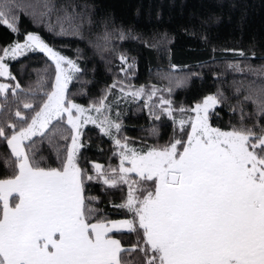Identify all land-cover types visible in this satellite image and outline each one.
Returning <instances> with one entry per match:
<instances>
[{
	"label": "snow or ice",
	"instance_id": "obj_1",
	"mask_svg": "<svg viewBox=\"0 0 264 264\" xmlns=\"http://www.w3.org/2000/svg\"><path fill=\"white\" fill-rule=\"evenodd\" d=\"M43 8L41 17L53 11L47 2ZM23 10L20 0H0V25L18 33L16 13ZM64 20L71 26L72 17L57 18L59 35L69 34ZM28 51L44 53L55 65V77L50 83L41 77L29 89L32 100L23 108L34 114L17 108L15 123H0V141L10 149L3 163L11 173L0 178V264H264V125L247 127L242 115L239 127H212L209 118L223 103L222 93L208 95L190 109L175 108L161 95L157 113L150 101L159 89L126 91L122 81H114L98 102L85 108L69 98V83L81 70L76 61L35 33L0 49V77L16 80L5 59ZM120 60L126 74L135 67L124 55ZM229 67L243 71L239 65ZM117 88L122 95L112 103L147 96L144 106L150 116L158 120L164 114L172 120L168 144L138 150L118 138L121 124L107 115L108 97ZM19 89L18 82L0 83V96L9 91L15 96ZM245 100H252L264 116V86L254 99ZM88 123L113 141L117 166L92 162L91 169L81 167V129ZM33 137L47 140L58 167L37 158ZM89 182L105 192L126 185V196L113 204L125 218L99 216L94 207L99 197L86 195ZM124 233L136 236L129 247L117 238ZM133 253L137 255L130 260Z\"/></svg>",
	"mask_w": 264,
	"mask_h": 264
},
{
	"label": "trees",
	"instance_id": "obj_2",
	"mask_svg": "<svg viewBox=\"0 0 264 264\" xmlns=\"http://www.w3.org/2000/svg\"><path fill=\"white\" fill-rule=\"evenodd\" d=\"M53 6L49 16L41 17L43 5ZM24 6L19 16L18 33L0 25V49L22 42L27 33L38 34L50 47L76 61L79 72L73 74L68 86L69 98L89 106L98 102L114 81L149 92L160 91L152 97L150 106L159 97L170 99L175 108H191L208 95L223 94V103L210 115L209 123L221 130L240 126L241 116L247 127L264 125V116L252 100L264 86V0H20ZM33 11L39 12L33 15ZM71 16V26L64 20L69 34L59 35L57 18ZM50 28L52 30H50ZM75 29V32L73 31ZM123 34V38L121 35ZM243 52L244 55H239ZM135 67L128 73L121 71L120 56ZM11 80L0 77V82L20 89L0 96V123L16 122L19 108L25 115L34 113L23 108L30 102L29 89H35L43 77L54 80L53 62L40 51H28L15 60L8 59ZM229 65H239L236 71ZM179 84V86H178ZM171 88L169 93L168 89ZM119 88L113 89L108 101L116 98ZM145 97V96H144ZM147 97V96H146ZM146 98L129 100L120 107L121 124L117 134L122 141L147 150L169 143L174 133L172 120L161 114L160 119L149 115ZM63 128H68L66 122ZM36 141L37 158L44 157L45 165L58 167L55 152L47 140ZM70 142V141H69ZM80 149L81 167L91 169L92 162L117 166L119 157L113 155V141L96 125L82 130ZM27 143V142H26ZM63 145V141L60 142ZM10 156L6 142L0 141V178L10 175L3 160ZM96 182L86 184V195L99 197L94 205L98 215L109 219H123L113 204L126 196L127 186L102 191ZM122 244L129 247L135 234H117ZM133 253L129 257H136Z\"/></svg>",
	"mask_w": 264,
	"mask_h": 264
},
{
	"label": "rangeland",
	"instance_id": "obj_3",
	"mask_svg": "<svg viewBox=\"0 0 264 264\" xmlns=\"http://www.w3.org/2000/svg\"><path fill=\"white\" fill-rule=\"evenodd\" d=\"M33 13H35V14H37V13H39V12H36V11H33ZM36 34V33H35ZM24 42V40L22 41V42H20V43H23ZM15 44V43H14ZM13 45V44H12ZM6 60H8V58H6L5 59V62H6ZM54 67H55V65H54ZM66 67V66H65ZM0 83H3V82H0ZM127 86H126V91H128V90H136V89H134V88H132V87H130V86H128V84H126ZM122 94L120 93V91H118L117 93H116V98H114V100L115 99H117L118 97H120ZM142 98H146L147 99V97L145 96H143V97H140V98H133L132 96H127V97H125V98H123V99H120L119 100V103L118 104H116V103H112L113 101H111V102H109L108 101V103L109 104H111V112L110 113H108L107 115H108V118L109 119H112V120H115L116 122H118L119 123V121H118V119H117V112H119V114H120V107L124 104V103H126V102H128L129 100L131 101V100H139V99H142ZM165 98V97H164ZM165 99H167V98H165ZM203 100V99H202ZM201 100V101H202ZM74 102V101H73ZM152 101H150V103H151ZM200 102V101H199ZM76 104H80V103H77V102H75ZM196 104V103H195ZM194 104V105H195ZM80 105H82V104H80ZM159 102L158 103H156V104H154V108H157L158 110H160V108H159ZM194 105L192 106V107H194ZM82 106H84L85 108H87L88 106H85V105H82ZM191 107V108H192ZM190 109V108H189ZM91 115L92 116H94V117H97V114L95 113V112H92L91 113ZM167 116V115H166ZM104 118V114H100V116H99V119H103ZM88 125H96V124H92V123H88V124H86V125H84V127L81 129V132H82V130L86 127V126H88ZM97 126V125H96ZM98 127V126H97ZM100 129V128H99ZM113 132L115 133V130L113 129ZM128 145H129V147H132V148H135V149H138V148H136V147H134V146H132V145H130L129 143H128ZM138 150H140V149H138Z\"/></svg>",
	"mask_w": 264,
	"mask_h": 264
}]
</instances>
